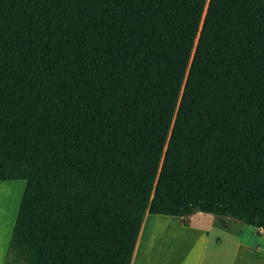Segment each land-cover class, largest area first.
I'll use <instances>...</instances> for the list:
<instances>
[{
    "label": "trees",
    "instance_id": "obj_1",
    "mask_svg": "<svg viewBox=\"0 0 264 264\" xmlns=\"http://www.w3.org/2000/svg\"><path fill=\"white\" fill-rule=\"evenodd\" d=\"M9 181L6 264H131L147 214L264 230V0H0Z\"/></svg>",
    "mask_w": 264,
    "mask_h": 264
},
{
    "label": "crops",
    "instance_id": "obj_2",
    "mask_svg": "<svg viewBox=\"0 0 264 264\" xmlns=\"http://www.w3.org/2000/svg\"><path fill=\"white\" fill-rule=\"evenodd\" d=\"M1 183L0 264H6L25 184ZM6 188L20 191L7 229L2 225L9 216V212H4L11 200ZM223 219L227 224L225 228L221 217L202 212L186 218L147 214L131 264H264V230L230 217ZM183 220L188 224L184 225Z\"/></svg>",
    "mask_w": 264,
    "mask_h": 264
},
{
    "label": "rangeland",
    "instance_id": "obj_3",
    "mask_svg": "<svg viewBox=\"0 0 264 264\" xmlns=\"http://www.w3.org/2000/svg\"><path fill=\"white\" fill-rule=\"evenodd\" d=\"M16 182H19L20 186H21V184H23V183L25 184L24 181H16ZM1 184H2V183L0 182V188H1ZM16 188H17V187H16ZM6 191H7V194L10 195V197H11L10 202H13V203H11V204H8L10 207H7L6 211L9 212V211L11 210V209H9V208H11V205H13V206H12V209H13L12 211L14 212V210L16 209L15 206L17 205V201L19 200V192H20V191H14V190L11 191V189H7V188H6ZM0 193H2V192L0 191ZM2 199H4V198L2 197ZM6 211H5V212H6ZM1 212H3V211L1 210ZM12 214H13V213H12ZM9 216H12V215L9 213ZM12 218H13V217H11V219L9 220V222H11ZM9 225H10V223H8V226H9Z\"/></svg>",
    "mask_w": 264,
    "mask_h": 264
},
{
    "label": "bare ground",
    "instance_id": "obj_4",
    "mask_svg": "<svg viewBox=\"0 0 264 264\" xmlns=\"http://www.w3.org/2000/svg\"><path fill=\"white\" fill-rule=\"evenodd\" d=\"M11 203H13V202H10L9 204H11ZM12 206H13V205H11V208H9V209H11V210L9 211V213H10L12 216H6V217H7L6 220L3 218V220L6 221V224L2 223V225H4L6 229H7L6 226L8 225V223H10L9 220L11 219V217H13V214H12V213H13V211H12V210H13V209H12ZM9 207H10V206H9ZM6 212H7V211H6ZM6 212H4V214H5ZM7 215H8V214H7ZM3 216H5V215H3ZM3 220H2V221H3ZM0 224H1V223H0ZM4 226H2V230L5 229ZM0 227H1V226H0ZM4 231H5V230H4ZM4 233H5V232H4ZM6 233H7V232H6ZM4 237H5V236H4ZM1 239H2V238L0 237V240H1ZM0 247H2V246L0 245Z\"/></svg>",
    "mask_w": 264,
    "mask_h": 264
},
{
    "label": "water",
    "instance_id": "obj_5",
    "mask_svg": "<svg viewBox=\"0 0 264 264\" xmlns=\"http://www.w3.org/2000/svg\"><path fill=\"white\" fill-rule=\"evenodd\" d=\"M197 212H201V209H200V208H198V209H197Z\"/></svg>",
    "mask_w": 264,
    "mask_h": 264
}]
</instances>
